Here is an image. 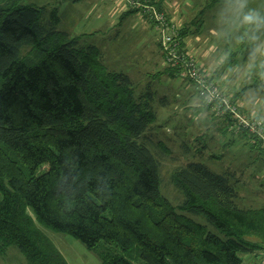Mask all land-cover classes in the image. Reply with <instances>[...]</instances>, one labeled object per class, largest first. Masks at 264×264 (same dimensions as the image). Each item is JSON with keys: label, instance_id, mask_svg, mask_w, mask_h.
Instances as JSON below:
<instances>
[{"label": "trees", "instance_id": "1", "mask_svg": "<svg viewBox=\"0 0 264 264\" xmlns=\"http://www.w3.org/2000/svg\"><path fill=\"white\" fill-rule=\"evenodd\" d=\"M23 1L0 0V250L13 244L26 264H68L34 216L101 264H263L264 206L241 207L233 173L199 162L170 171L182 195L174 206L160 192L159 169L178 156L147 133L157 115L151 85L138 90L128 73L108 68L87 41L92 33L59 29L56 7ZM151 2L163 10L162 0ZM186 25L177 43L184 55L199 30ZM183 63L154 77L180 78ZM218 117L264 159L257 136L230 114Z\"/></svg>", "mask_w": 264, "mask_h": 264}, {"label": "rangeland", "instance_id": "2", "mask_svg": "<svg viewBox=\"0 0 264 264\" xmlns=\"http://www.w3.org/2000/svg\"><path fill=\"white\" fill-rule=\"evenodd\" d=\"M164 1L169 3L166 2L163 10L157 9L151 0L23 2L56 7L60 17L59 29L72 36L92 33L87 41L100 48L108 68L128 73L138 90L151 85L156 92L152 106L157 115L147 133L160 139L178 156L176 162H164L159 169L160 192L174 206L180 204L182 195L170 184V171L186 162L202 163L211 171L223 175L233 173L231 179L236 181L238 204L241 207L264 206L263 154L251 147L247 137L229 127L224 117H218L220 115L200 102L203 100L196 93V83L183 79L184 69L178 72L180 78H170L165 74L154 77L157 71L168 65L163 33L167 35L172 31L179 43L178 28L186 24L191 31L198 28V32L186 38V53L209 80L201 63L203 55L199 54L202 50L203 53L210 51L208 58L212 65L205 66L209 71L215 66L214 73L219 72V79L214 78L213 81L220 91L231 96L232 100L235 97L233 101L244 116L263 120L264 0H221L212 7L207 6V0H162V3ZM172 2L177 3L171 6ZM249 11L258 14L259 24L244 23L243 16ZM195 37L200 39L199 44ZM195 49L198 51L195 52ZM182 60H178L175 66H180ZM220 82H225V87ZM242 89L239 97L232 94ZM159 98L166 99L167 104ZM238 98L240 102L236 100ZM183 142L190 147V151L181 148ZM28 212H32L30 208ZM184 214L207 225L203 215ZM33 219L68 264H101L78 239L40 224L34 216ZM209 229L217 233L213 228ZM0 264H26V261L18 247L10 244L0 250Z\"/></svg>", "mask_w": 264, "mask_h": 264}, {"label": "built area", "instance_id": "3", "mask_svg": "<svg viewBox=\"0 0 264 264\" xmlns=\"http://www.w3.org/2000/svg\"><path fill=\"white\" fill-rule=\"evenodd\" d=\"M157 16L158 15L156 14V17ZM160 17L162 19L163 16L160 15ZM162 41L165 49L166 63L175 65L178 60L183 59L182 61L184 62L183 66L185 70L182 72V75L185 74L196 83V88L198 89L199 95L202 97L205 105L209 106L216 115L230 114L236 121L238 127L252 132L259 138L261 146L264 149L263 120L256 118L255 116H244L238 111L237 104L232 100L231 96L223 94L213 81L208 80L206 76L201 73L199 66L192 57L187 53L186 55H184L183 52L178 53L177 42L174 39L172 31L167 35L164 32L162 35Z\"/></svg>", "mask_w": 264, "mask_h": 264}, {"label": "crops", "instance_id": "4", "mask_svg": "<svg viewBox=\"0 0 264 264\" xmlns=\"http://www.w3.org/2000/svg\"><path fill=\"white\" fill-rule=\"evenodd\" d=\"M167 2V1H166ZM165 1L163 2V6H166L167 5V3H169V2H167L166 3ZM175 3H177V2H175ZM175 3H171V6H173ZM168 6H170V5H168ZM165 9H166V7H165ZM175 17V16H174ZM178 17V16H177ZM188 37V36H187ZM200 41V39H198L197 37H195V41H197V43L199 44V41ZM189 49V48H188ZM210 48L208 47V50H209ZM198 51V49H195V52H197ZM203 51V50H202ZM200 52V56H202L203 55V62H201L203 65H204V68H206L207 69V67L206 66H210V65H212V63H211V61H210V59L208 58V55H210L209 53H210V51H205V53H203V52ZM217 63V62H216ZM219 63V62H218ZM206 65V66H205ZM215 65V64H214ZM215 66H213V69H210V71H209V69L208 70H206V69H203L204 71H206V74L208 75V76H212V78L214 79V78H218V76H219V72L216 74V73H214V72H216V69L214 68ZM202 68V67H201ZM213 72V73H212ZM219 79V78H218ZM219 83V82H218ZM220 85H222V87H225V82H220ZM227 92L228 93H230L231 91H230V89H228V87H227ZM234 92H236V91H234ZM234 92H232V94L234 93ZM237 93V92H236ZM240 95H238V97H239ZM236 100H238L239 102H240V100H239V98L238 99H236ZM200 102H202V104H204V102L203 101H201L200 100ZM205 105V104H204ZM241 105H242V103H241ZM242 107V106H241ZM234 128V127H233Z\"/></svg>", "mask_w": 264, "mask_h": 264}, {"label": "clouds", "instance_id": "5", "mask_svg": "<svg viewBox=\"0 0 264 264\" xmlns=\"http://www.w3.org/2000/svg\"><path fill=\"white\" fill-rule=\"evenodd\" d=\"M243 7V5H241ZM243 21L246 24H259L260 17L255 12L249 11L248 13L244 14Z\"/></svg>", "mask_w": 264, "mask_h": 264}]
</instances>
